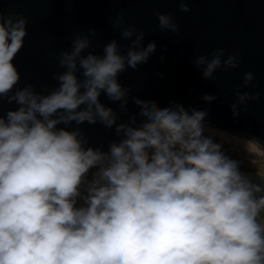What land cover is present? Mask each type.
<instances>
[{
    "label": "clouds",
    "instance_id": "9594fccd",
    "mask_svg": "<svg viewBox=\"0 0 264 264\" xmlns=\"http://www.w3.org/2000/svg\"><path fill=\"white\" fill-rule=\"evenodd\" d=\"M177 11L190 8L181 3ZM154 19L158 31L178 34L168 17ZM26 24L22 16H0V97L19 105L0 117V264H264V168L253 183L205 135V112L133 102L141 125H117L121 142L106 153L57 127L97 118L108 128L116 124L99 97L123 100L119 73L126 64L142 66L151 45L125 57L113 41L102 57H84L89 41L76 39L60 61L67 71L56 91L40 95L29 86L8 96L21 79L14 61ZM224 55L220 48L210 60H196L204 79L222 63L226 70L239 66L238 54L222 62ZM253 78L245 74V83ZM250 98L239 96L241 103Z\"/></svg>",
    "mask_w": 264,
    "mask_h": 264
},
{
    "label": "water",
    "instance_id": "95a60500",
    "mask_svg": "<svg viewBox=\"0 0 264 264\" xmlns=\"http://www.w3.org/2000/svg\"><path fill=\"white\" fill-rule=\"evenodd\" d=\"M181 3L190 11L178 12ZM0 16L27 20L24 47L14 61L21 79L8 96L29 86L40 95L56 91L58 77L67 71L60 61L64 53L74 51L76 39L89 41L81 53L84 57L89 53L102 57L113 41L125 57L129 50L153 48L142 66L133 69L126 64L119 73L118 83L126 90L123 100H112L103 92L99 97L115 113L116 124L108 128L97 118L95 124L73 121L57 126L77 131L85 148L106 153L112 143L121 142L117 125L128 131L138 129L142 122L137 120L133 102L156 110L178 105L189 115L203 111L202 123L264 146V0H0ZM165 16L177 35L156 29L154 17ZM125 30H134L131 38L124 37ZM140 33L143 37L133 49ZM220 48L225 50L222 62L238 54L239 66L226 70L222 63L206 80L196 60L201 56L210 60ZM247 73L254 78L245 83ZM245 93L252 98L241 103L239 96ZM205 96L215 99L205 101ZM233 105L237 116H233ZM18 108L15 101L0 97V117ZM250 178L261 182L257 174Z\"/></svg>",
    "mask_w": 264,
    "mask_h": 264
},
{
    "label": "rangeland",
    "instance_id": "374dc122",
    "mask_svg": "<svg viewBox=\"0 0 264 264\" xmlns=\"http://www.w3.org/2000/svg\"><path fill=\"white\" fill-rule=\"evenodd\" d=\"M205 125V135L210 136L215 142L223 146V150L231 158L239 161L241 171L251 176L264 168V146L243 136L227 132L214 126ZM95 171V169L93 170ZM92 179L91 174L88 177ZM80 201L78 206L82 205Z\"/></svg>",
    "mask_w": 264,
    "mask_h": 264
}]
</instances>
